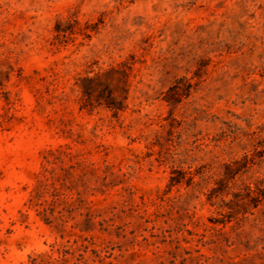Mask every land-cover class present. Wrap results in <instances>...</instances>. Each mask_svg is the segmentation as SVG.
<instances>
[{
	"label": "rangeland",
	"instance_id": "374dc122",
	"mask_svg": "<svg viewBox=\"0 0 264 264\" xmlns=\"http://www.w3.org/2000/svg\"><path fill=\"white\" fill-rule=\"evenodd\" d=\"M122 63L126 110L81 108ZM254 151L237 184L264 178V0H0V264H264V202L221 223L206 195Z\"/></svg>",
	"mask_w": 264,
	"mask_h": 264
},
{
	"label": "trees",
	"instance_id": "16d2710c",
	"mask_svg": "<svg viewBox=\"0 0 264 264\" xmlns=\"http://www.w3.org/2000/svg\"><path fill=\"white\" fill-rule=\"evenodd\" d=\"M56 39L61 40V38H67L68 33L66 29H60L56 27ZM125 64H121L120 68H112L113 74H118L121 79V95L117 97L115 95V88L112 86L110 81H105L102 75L97 73L93 77H83L81 78V108H88L90 110L98 106H104L107 109L113 111L115 115H119L127 108L128 100V82H129V72L125 69ZM130 68V67H128ZM177 87V84L170 88V92ZM188 89L182 90L179 94V98L183 95H188ZM177 98V99H176ZM166 100L168 102L179 101L178 97H171L170 93L167 94ZM52 153V152H51ZM260 153L259 151H254L253 153H245L240 158L232 160L224 165L223 172L221 176L215 181L214 185L206 193L207 200L211 205L219 204L220 208H227L226 212H221L222 217L226 218L220 221L225 223L226 220L230 221L239 215H245L246 213H251L252 209L257 208L260 204L264 202V178H260L253 185L251 183H246L241 181L237 184V180L243 175L247 174L251 167L256 163L255 158ZM75 165L71 164L68 169H74ZM68 169H64L68 171ZM50 169L47 164L43 165V171L38 176V184L35 189V196L29 201L31 204L36 206H41L42 213L44 215V220L46 222H51L50 216L55 213L54 204L56 199L54 196L58 193L59 188H57L54 183H50V177L48 176ZM193 174H190L187 178L181 176L179 170L174 169L172 175L170 176V185L181 184L184 180L189 185L192 182ZM68 177V176H65ZM238 187L237 190L234 188ZM49 194L52 196L50 200L44 199L40 201V198ZM232 195V198L226 201L225 196ZM66 196L68 194H65ZM66 205H70L69 201L65 202ZM73 209L70 210L72 212ZM61 213V211H59ZM62 216V215H61ZM63 223L66 222L63 217H61ZM90 220V218H89ZM37 261H34V264Z\"/></svg>",
	"mask_w": 264,
	"mask_h": 264
}]
</instances>
